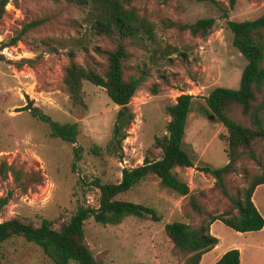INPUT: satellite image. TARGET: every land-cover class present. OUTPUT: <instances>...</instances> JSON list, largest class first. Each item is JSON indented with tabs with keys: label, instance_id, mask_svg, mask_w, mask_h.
Returning <instances> with one entry per match:
<instances>
[{
	"label": "rangeland",
	"instance_id": "374dc122",
	"mask_svg": "<svg viewBox=\"0 0 264 264\" xmlns=\"http://www.w3.org/2000/svg\"><path fill=\"white\" fill-rule=\"evenodd\" d=\"M216 1L226 4V0ZM135 5L153 22L159 47L174 46L186 58L171 54L170 62L158 61L169 83H160V90L152 94L151 84L160 82L152 71L131 98L129 107L134 119L119 159L105 150L118 109L105 90L84 82L85 105L79 106L73 105L61 89L68 49L75 44L83 45L102 63V57L92 52V46L112 48V44L106 38L92 36L83 20L84 13L63 1L13 0L6 4L0 19V161L26 172H38L42 179L25 192L15 186L10 176L0 181V195L12 192L1 220L18 217L39 225L46 219L58 227L77 206H95L98 196L92 184L95 178L101 183H114L120 179L122 168L138 166L145 156L158 155L153 141L155 136L165 133L169 120L165 107L183 93L194 96L182 139V148L194 165L176 168V172L187 183L190 193L199 196L207 211L220 212L225 208L226 199L212 189L213 177L198 170L199 166L220 167L227 162L226 129L213 114L205 113L203 97L217 86L237 88L246 60L232 46L226 20L210 0H136ZM263 13L264 0H236L228 11V19L251 20ZM204 17L215 19L204 38L177 27ZM38 18H45L44 23L22 35L14 45L2 47L25 23ZM83 58L84 53L77 51V60L81 62ZM23 59H34V66L22 63ZM142 60H147L145 53L135 50L129 64ZM28 105L36 106L55 121L76 123V142L51 137L47 124L34 118L25 108ZM74 147L79 150L77 159ZM254 149L261 157L264 141L257 142ZM257 169L254 161L242 158L236 172L227 177L229 188L244 186V172L250 175ZM258 187L254 204L264 219V184ZM119 198L152 207L160 219L126 215L119 223L103 225L88 218L84 222V240L92 255L106 264H182V259L173 252L164 225L187 221L183 215L185 196L148 176ZM210 228V233L218 238V246L205 253L199 264L213 263V258L230 245L241 248L240 264H264V232L240 233L220 221L213 222ZM0 264L55 263L38 245L13 236L0 243ZM68 264L78 263L70 260Z\"/></svg>",
	"mask_w": 264,
	"mask_h": 264
},
{
	"label": "trees",
	"instance_id": "16d2710c",
	"mask_svg": "<svg viewBox=\"0 0 264 264\" xmlns=\"http://www.w3.org/2000/svg\"><path fill=\"white\" fill-rule=\"evenodd\" d=\"M10 1L13 0H0V19ZM59 1L80 9L91 35L106 38L112 44V48L92 46V52L102 57V63L95 60L83 45L75 44L68 49L67 62L62 67L61 89L73 105L79 106L85 105L82 89L84 82L105 90L109 99L118 107L105 150L121 159L122 143L134 119V113L129 107L131 98L148 80L152 71L160 79L159 83L151 84L150 90L152 94H156L160 90V83H169L166 72L160 71L158 61L163 59L164 63L170 62L168 56L171 54H176L183 60L186 54L174 46L159 47L155 26L146 15L139 12L136 0ZM210 1L226 20V27L232 33V46L246 60L237 88L217 86L203 97L205 113L213 114L226 129L224 139L227 162L220 167L199 166L198 170L213 177L212 189L226 199L225 208L220 212L207 211L199 196L190 193L187 183L176 172V168L194 165L182 148L186 120L192 109L194 96L183 93L175 98L174 103L165 107L169 116L165 133L155 136L153 141V149L158 151V155L145 156L138 166L122 168L120 179L114 183H101L95 178L92 184L98 191L96 205L77 206L69 219L58 227H53L46 219L39 225L18 217L1 220L2 211L12 192L0 195V243L10 237L20 236L27 242L38 245L55 264H68L70 260L78 264H106L97 260L85 243L84 222L92 218L94 222L103 225L116 224L126 215L138 218L150 216L153 220H159L160 216L152 207L119 198L148 176L155 177L163 187L186 198L183 215L187 221H172L164 225V232L173 245V252L182 259V264H199L201 256L217 245L218 238L210 233V226L215 221L240 233L262 229L264 219L253 203L252 195L258 185L264 184V153L260 157L254 149L257 142L264 141V13L251 20H229L228 11L234 7L236 0H226V4ZM44 21L45 18H38L25 23L19 33L11 37L7 44H2V47L14 45L22 35ZM214 22V18L204 17L190 24H178L177 27L182 31L187 30L192 36L204 38ZM79 50L84 53L81 62L77 60ZM135 50L145 53L147 60L129 64ZM22 63L33 67L35 60L23 59ZM25 108L34 118L47 124L51 137L71 144L76 142V123L55 121L36 106L28 105ZM73 153L77 159V147L73 148ZM245 157L254 161L258 169L250 175L244 172V186L231 190L227 177L236 172L238 162ZM9 176L22 192L27 191L34 183H40L42 179L38 172H26L1 160L0 181H5ZM239 262V250L231 248L211 264Z\"/></svg>",
	"mask_w": 264,
	"mask_h": 264
},
{
	"label": "crops",
	"instance_id": "0c3cea01",
	"mask_svg": "<svg viewBox=\"0 0 264 264\" xmlns=\"http://www.w3.org/2000/svg\"><path fill=\"white\" fill-rule=\"evenodd\" d=\"M258 186H260V185H258ZM256 187L255 188V190H254V192H253V195H252V201H253V203H255V193L257 192V190L259 189V187ZM255 205V204H254ZM213 224V223H212ZM212 226V225H211ZM211 229V228H210ZM250 232H252V233H254V235H261V233H263L264 232V226L262 227V229H260V230H258V231H250ZM211 233H212V235H214L213 234V232L211 231ZM245 233H248V232H245ZM215 236V235H214ZM216 237V236H215ZM219 242V241H218ZM218 244V243H217ZM257 245V244H256ZM218 245H216L214 248H212L213 250H216V247H217ZM235 247H237V246H235V245H230V246H228L226 249H224L222 252H220L217 256H215L213 259H215V261L225 252V251H227L228 249H231V248H235ZM238 250H239V252H240V262H239V264L241 263V248H239L238 247ZM207 253V252H206ZM205 254V253H204ZM203 254V255H204ZM202 255V256H203ZM202 256H201V258H202ZM214 261V262H215Z\"/></svg>",
	"mask_w": 264,
	"mask_h": 264
}]
</instances>
